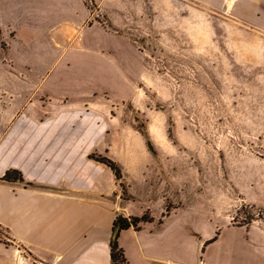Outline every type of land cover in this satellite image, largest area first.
Masks as SVG:
<instances>
[{
	"label": "rangeland",
	"instance_id": "obj_1",
	"mask_svg": "<svg viewBox=\"0 0 264 264\" xmlns=\"http://www.w3.org/2000/svg\"><path fill=\"white\" fill-rule=\"evenodd\" d=\"M83 1L37 18L0 0L18 29L0 28V113L75 121L119 165L101 162L114 198L158 222L177 208L158 255L264 264V0Z\"/></svg>",
	"mask_w": 264,
	"mask_h": 264
},
{
	"label": "crops",
	"instance_id": "obj_2",
	"mask_svg": "<svg viewBox=\"0 0 264 264\" xmlns=\"http://www.w3.org/2000/svg\"><path fill=\"white\" fill-rule=\"evenodd\" d=\"M1 2L10 14L26 12L37 18L68 9L77 15L85 9L83 0ZM0 28L13 32L11 41L18 36L7 19L0 17ZM58 31L51 30L54 36ZM8 106L0 113V176L17 168L24 179H0V264H111L115 216H142L150 209L138 215L131 206L133 194L114 198L116 185L104 188L106 168L89 157L91 141L76 134L75 121L14 115L20 107L12 112ZM159 200L162 213L164 197ZM176 209L162 222L152 215L153 221L142 222L138 230L119 232L127 264L176 262L174 255H158L154 243ZM146 223L153 229L146 230Z\"/></svg>",
	"mask_w": 264,
	"mask_h": 264
},
{
	"label": "trees",
	"instance_id": "obj_3",
	"mask_svg": "<svg viewBox=\"0 0 264 264\" xmlns=\"http://www.w3.org/2000/svg\"><path fill=\"white\" fill-rule=\"evenodd\" d=\"M100 162H104L110 170L113 172L116 179H121V171L119 168V165L116 164L114 161L110 159H98ZM0 179H3L7 182H12L16 180H23V175L21 173V170L17 168H9L3 173L2 176H0ZM145 221H152L151 217H147L146 214H143L142 216H121L116 215L113 221L112 226V238L110 242V258H111V264H127L128 261L124 255V252L122 248L120 247L117 236L119 235V232H121L124 229H128L130 227H133L135 230H138L141 226L142 222ZM215 237H213L210 240H213Z\"/></svg>",
	"mask_w": 264,
	"mask_h": 264
},
{
	"label": "water",
	"instance_id": "obj_4",
	"mask_svg": "<svg viewBox=\"0 0 264 264\" xmlns=\"http://www.w3.org/2000/svg\"><path fill=\"white\" fill-rule=\"evenodd\" d=\"M144 135H145V138H146L147 144H148V145L150 146V148L153 150L154 147H153V145H152V143H151V141H150V139H149V137H148V135H147V132H145Z\"/></svg>",
	"mask_w": 264,
	"mask_h": 264
}]
</instances>
